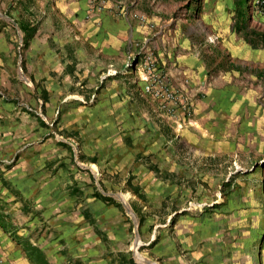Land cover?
<instances>
[{"label": "rangeland", "instance_id": "1", "mask_svg": "<svg viewBox=\"0 0 264 264\" xmlns=\"http://www.w3.org/2000/svg\"><path fill=\"white\" fill-rule=\"evenodd\" d=\"M258 1L0 0L3 226L40 238L56 230L52 248L67 232L68 253L90 234L106 264H264ZM109 18L123 24L124 61L85 72L81 27ZM69 35L77 44L68 56ZM37 39L54 60L42 78L26 62L41 66ZM208 89L209 149L188 128Z\"/></svg>", "mask_w": 264, "mask_h": 264}, {"label": "crops", "instance_id": "2", "mask_svg": "<svg viewBox=\"0 0 264 264\" xmlns=\"http://www.w3.org/2000/svg\"><path fill=\"white\" fill-rule=\"evenodd\" d=\"M79 13L84 14L86 11V5H79ZM99 26V25H98ZM83 27V28H82ZM81 29L84 32L87 29V33H80V35L85 38V48L82 56H79L83 62L81 68L85 72L97 71V74H101L103 71H112L118 70L119 64H122L123 52L127 48L126 43L123 44L122 41H119L118 34L123 31V24L121 22H116L112 20L105 19L101 24V28L95 26L94 24L82 26ZM79 29V26H75ZM131 28V26H129ZM68 32H71L68 31ZM130 34H132V29ZM67 50L69 52L68 56L71 55L70 51L76 45V42H71V36H67ZM70 38V40H69ZM127 39V38H126ZM74 41V40H72ZM75 43V44H74ZM124 45V46H123ZM31 49L33 51L41 53L40 68L35 67L34 57L29 55V58L26 62H30L28 67V72L34 74V76L42 78V70H51V65L53 64L52 56L50 55V46L48 41L35 40L32 42ZM38 55H35V58ZM120 56V57H119ZM250 60V58H249ZM260 59L256 61H242L240 67H235L234 69L238 70L241 73L247 66L248 69L258 67L261 65ZM72 61L69 59L67 65H70ZM231 63H234V60L231 59ZM201 66H199V69ZM204 69V68H203ZM53 70V68H52ZM225 98L217 97L215 100L217 115L215 116L218 119L222 118V101ZM219 105V106H218ZM209 104V89L202 95L200 98L195 99L194 109H193V119H191L188 128L193 131L191 137L198 138L199 141L206 145L209 149V121L211 117ZM13 185V186H12ZM10 185V189L14 191H21V193L26 194L25 198H30V190L27 185L18 186L15 184ZM8 198L4 199L3 202L6 205ZM2 204V202H0ZM1 206V205H0ZM56 231V230H55ZM55 231L51 232L52 236H48V231H45V234L40 238L35 232H32L31 229H24L17 233L13 229L6 228L5 226L0 225V264H67L68 257H76L78 264H106L103 262V255L96 250L98 242H93L94 237H91L90 234H82V243L76 247L71 253H68L67 248L61 244V242L67 237V232H60V237L58 238L61 242L59 247L52 248L50 244V239L53 237ZM18 239L16 235H18ZM33 248L39 250L40 255L42 256L44 262L38 261L33 252H29V245ZM99 246V245H98Z\"/></svg>", "mask_w": 264, "mask_h": 264}, {"label": "trees", "instance_id": "3", "mask_svg": "<svg viewBox=\"0 0 264 264\" xmlns=\"http://www.w3.org/2000/svg\"><path fill=\"white\" fill-rule=\"evenodd\" d=\"M191 14L192 15H197V8L196 9H191ZM244 15H245V13H244ZM23 31H24V33H28L27 32V30L26 29H24L23 28ZM0 225H2V219H1V217H0ZM29 245V244H28ZM29 247V252L31 251V252H33V254L35 255V257L38 259V261H40V262H44V260H43V258H42V256L40 255V253H39V250H37V248H33L32 246H28Z\"/></svg>", "mask_w": 264, "mask_h": 264}, {"label": "built area", "instance_id": "4", "mask_svg": "<svg viewBox=\"0 0 264 264\" xmlns=\"http://www.w3.org/2000/svg\"><path fill=\"white\" fill-rule=\"evenodd\" d=\"M258 4H259L260 7L263 8V12H264V0H259ZM147 91L149 92V88H147Z\"/></svg>", "mask_w": 264, "mask_h": 264}, {"label": "bare ground", "instance_id": "5", "mask_svg": "<svg viewBox=\"0 0 264 264\" xmlns=\"http://www.w3.org/2000/svg\"><path fill=\"white\" fill-rule=\"evenodd\" d=\"M94 167V169H96V167L95 166H93Z\"/></svg>", "mask_w": 264, "mask_h": 264}]
</instances>
